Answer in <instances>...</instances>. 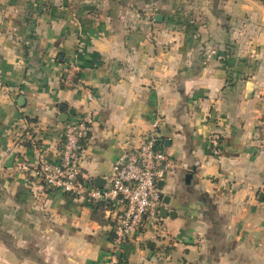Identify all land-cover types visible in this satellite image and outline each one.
<instances>
[{
    "label": "crops",
    "instance_id": "obj_1",
    "mask_svg": "<svg viewBox=\"0 0 264 264\" xmlns=\"http://www.w3.org/2000/svg\"><path fill=\"white\" fill-rule=\"evenodd\" d=\"M210 4L201 21L198 0H0V264L108 259L121 205L101 223L85 198L18 168L56 164L86 114L91 187L150 136L177 162L160 186L173 215L148 216L122 261L264 264V5Z\"/></svg>",
    "mask_w": 264,
    "mask_h": 264
},
{
    "label": "built area",
    "instance_id": "obj_2",
    "mask_svg": "<svg viewBox=\"0 0 264 264\" xmlns=\"http://www.w3.org/2000/svg\"><path fill=\"white\" fill-rule=\"evenodd\" d=\"M76 70L71 66L66 71L62 80L65 87L75 85ZM93 122L92 115L86 114L66 125L56 164L45 160L35 164L22 161L18 163V168L25 172L32 168L35 176L50 189L85 198L90 203L120 204L122 210L113 228V247L104 264H128L117 256V252L139 233L148 216L161 209L163 196L160 183L175 170L177 162L158 147L154 136H150L141 146L123 150L106 177L107 186L91 187L90 176L81 164L83 144L90 135ZM30 141L38 150L35 139L30 137ZM207 141L211 154L218 157L219 137L211 134Z\"/></svg>",
    "mask_w": 264,
    "mask_h": 264
},
{
    "label": "water",
    "instance_id": "obj_3",
    "mask_svg": "<svg viewBox=\"0 0 264 264\" xmlns=\"http://www.w3.org/2000/svg\"><path fill=\"white\" fill-rule=\"evenodd\" d=\"M252 1H259V2H261L263 5H264V0H252ZM162 18V16H158V19L160 20ZM70 114H74V112L73 111H70ZM68 118H69V115H67V114H63V115H61L60 116V121H62V122H66L67 120H68ZM95 183H96V186L98 187V188H102L103 187V181L102 180H100V179H96L95 180ZM162 185V182L160 183V186ZM168 197H166L165 199H164V204H168ZM172 216L173 214H172V212H170L167 208H162V209H160V216L161 217H167V216ZM117 256L118 257H120L121 256V252L120 251H118L117 252Z\"/></svg>",
    "mask_w": 264,
    "mask_h": 264
},
{
    "label": "trees",
    "instance_id": "obj_4",
    "mask_svg": "<svg viewBox=\"0 0 264 264\" xmlns=\"http://www.w3.org/2000/svg\"><path fill=\"white\" fill-rule=\"evenodd\" d=\"M90 207L92 208V217L101 223H105V211L110 207V205L106 202L100 201L96 203H90Z\"/></svg>",
    "mask_w": 264,
    "mask_h": 264
},
{
    "label": "rangeland",
    "instance_id": "obj_5",
    "mask_svg": "<svg viewBox=\"0 0 264 264\" xmlns=\"http://www.w3.org/2000/svg\"><path fill=\"white\" fill-rule=\"evenodd\" d=\"M192 1V0H191ZM210 1L211 0H198V3L200 2V7L201 8H203V6L205 7L206 6V9H200V8H198L199 9V17H200V20L201 21H204L203 19H204V11L205 10H210ZM216 10H215V13L217 14V15H219V14H221L222 12H224L225 11V14H226V12H227V8H221V9H217V8H215Z\"/></svg>",
    "mask_w": 264,
    "mask_h": 264
}]
</instances>
